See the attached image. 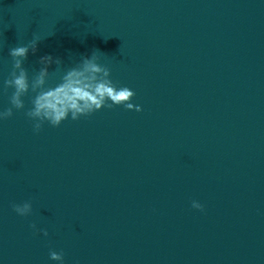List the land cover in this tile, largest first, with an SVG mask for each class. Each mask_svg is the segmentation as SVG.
Here are the masks:
<instances>
[{
	"label": "water",
	"instance_id": "obj_1",
	"mask_svg": "<svg viewBox=\"0 0 264 264\" xmlns=\"http://www.w3.org/2000/svg\"><path fill=\"white\" fill-rule=\"evenodd\" d=\"M38 40L48 86L93 50L132 103L103 108L39 133L25 109L0 121V264H221L198 201L161 74L137 0H0V110L11 48ZM32 202V214L11 205ZM46 229L47 236L30 225Z\"/></svg>",
	"mask_w": 264,
	"mask_h": 264
},
{
	"label": "clouds",
	"instance_id": "obj_2",
	"mask_svg": "<svg viewBox=\"0 0 264 264\" xmlns=\"http://www.w3.org/2000/svg\"><path fill=\"white\" fill-rule=\"evenodd\" d=\"M38 40L33 39L26 45L11 48L9 56L12 58L13 67L9 77L4 80L5 91L8 88L14 89L9 97L10 107L0 110V121L7 120L14 115V109L19 111L25 109L22 99L30 92L31 108L25 111V116L32 122L33 131L39 133L44 124L52 127H59L65 120L71 118L77 121L81 117L91 116L103 108H113L123 105L127 110L136 112L143 111V108L132 103L136 93L127 86H117L110 78L111 70L100 63V57L93 50L90 56L81 57L80 61L69 67L54 87L48 86L50 77L49 66L53 63L58 67L62 61L53 58L51 55L40 57L42 65L30 78L24 63L28 58L29 51L33 54L37 51ZM13 211L26 217L32 214V202L25 201L21 204L13 203ZM192 207L203 211L204 205L199 201H192ZM30 227L37 232L48 235L46 229H38L35 223ZM49 258L53 261L64 264L63 251H49Z\"/></svg>",
	"mask_w": 264,
	"mask_h": 264
}]
</instances>
